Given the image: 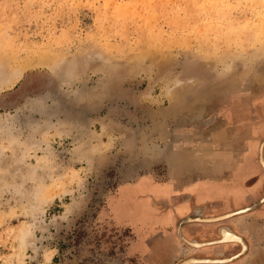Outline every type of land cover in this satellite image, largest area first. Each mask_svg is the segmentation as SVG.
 Listing matches in <instances>:
<instances>
[{"label": "rangeland", "instance_id": "obj_1", "mask_svg": "<svg viewBox=\"0 0 264 264\" xmlns=\"http://www.w3.org/2000/svg\"><path fill=\"white\" fill-rule=\"evenodd\" d=\"M263 140L264 0H0V264H264Z\"/></svg>", "mask_w": 264, "mask_h": 264}, {"label": "crops", "instance_id": "obj_2", "mask_svg": "<svg viewBox=\"0 0 264 264\" xmlns=\"http://www.w3.org/2000/svg\"><path fill=\"white\" fill-rule=\"evenodd\" d=\"M240 159H236V160H226V161H223L221 162L219 165H220V168L221 166L222 167H225L228 170H230V173H229V182H227L228 180L225 181L224 184H221L220 182H210L208 181V183H204V184H201L199 186H195L196 188V191L191 195V197H189V195H187L188 199H193V201H195V204H198V205H201L203 204L204 202L206 203H214L216 204L217 203V200H225L227 201V198H228V195L227 193L230 192V191H235L237 190L239 187L241 188V186L243 185V183L248 179V173H247V170H246V166H247V159L245 157V155H240ZM219 165H217L218 167L216 168H219ZM199 189V190H198ZM206 190H210L212 191V196H205L203 194V192ZM185 199H187L185 197ZM187 199L186 202H191ZM188 205L185 204L183 205L182 207H179V211L176 215V219L179 218V217H183L185 216L187 213H188V209L187 208ZM219 206H214L216 212L219 211ZM223 208V207H221ZM227 208L226 205H224V209ZM195 211H203L205 212L204 210H202V208H198L197 210L195 209ZM194 211V212H195ZM204 215V213H203ZM170 217V216H169ZM171 222H174L175 219L171 218L170 219ZM192 231V230H191ZM183 233L186 237H190L191 236V232L189 229L187 228H184L183 229ZM188 254V252L186 251H182L179 253L178 257H183L184 255Z\"/></svg>", "mask_w": 264, "mask_h": 264}, {"label": "bare ground", "instance_id": "obj_3", "mask_svg": "<svg viewBox=\"0 0 264 264\" xmlns=\"http://www.w3.org/2000/svg\"><path fill=\"white\" fill-rule=\"evenodd\" d=\"M263 155H264V144L262 146V157L263 158ZM261 162H263V160H261ZM244 213V211L240 212V214ZM226 216H220V217H215V218H199V219H191L189 220L188 223L190 222H194V221H197V222H217V221H220V220H228L232 214H225ZM190 218V217H189ZM227 228V227H226ZM223 228H221L220 230H222ZM229 229V228H228ZM220 230H219V236L221 237L219 240L217 241H214V242H210V243H203V244H199V243H195V242H190L188 240H186L185 238H182L185 242H189V245L194 247V248H199V247H202V246H207V245H211V244H217V243H225V242H228V243H239L242 245L243 247V252H245L246 250H248V245L247 243L245 244L244 243V238L242 239V237H235L234 235H230L229 233H226V229L223 230L221 233H220ZM230 230V229H229ZM180 231H182V229L179 230V234L181 233ZM236 235V234H235ZM180 236V235H179ZM246 242V241H245ZM246 245H247V248H246ZM246 248V250H245ZM230 260H210V259H204V260H201V259H188L186 261H183L181 262V264H213V263H222V262H228ZM210 262V263H209Z\"/></svg>", "mask_w": 264, "mask_h": 264}, {"label": "water", "instance_id": "obj_4", "mask_svg": "<svg viewBox=\"0 0 264 264\" xmlns=\"http://www.w3.org/2000/svg\"><path fill=\"white\" fill-rule=\"evenodd\" d=\"M260 144H261V147H260V151H259V155H258V162H259L260 166L264 169V163H263L264 161L261 162V160L264 159V158H261V157H262V146H263V144H264V140H263ZM263 203H264V197H263L261 200H259V201L257 202L258 205H261V204H263ZM257 204H253V205H251V206H249V207H245V208H242V209H239V210L233 211V212L229 213V214H232V215H231L230 217H228V218H233V217H236V216H239V215L245 214V213H247V212L253 210V209L256 207ZM242 211H244V213L240 214V212H242ZM224 216H226V215H224ZM189 217H191V216H186L184 219H182V220L180 221V223H179V225H178V227H177V233H176L177 237H178V238H179L184 244H186V245L189 244V242H185V241L179 236V230L182 229V225L189 224V223H188L189 220H190ZM220 228H226V226H221V227H219V228L216 230V233H217L218 237H219V230H220ZM227 228H228V227H227ZM192 241H194V240H192ZM195 241H197V240H195ZM187 246H188V245H187ZM232 258H233V257H232ZM236 259H237V258H236ZM236 259H234V260H236Z\"/></svg>", "mask_w": 264, "mask_h": 264}, {"label": "flooded vegetation", "instance_id": "obj_5", "mask_svg": "<svg viewBox=\"0 0 264 264\" xmlns=\"http://www.w3.org/2000/svg\"><path fill=\"white\" fill-rule=\"evenodd\" d=\"M240 250V249H239Z\"/></svg>", "mask_w": 264, "mask_h": 264}]
</instances>
